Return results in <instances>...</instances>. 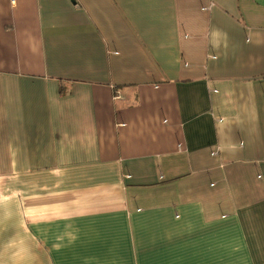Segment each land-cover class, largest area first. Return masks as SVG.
Masks as SVG:
<instances>
[{"label":"crops","instance_id":"0c3cea01","mask_svg":"<svg viewBox=\"0 0 264 264\" xmlns=\"http://www.w3.org/2000/svg\"><path fill=\"white\" fill-rule=\"evenodd\" d=\"M0 264H264V0H0Z\"/></svg>","mask_w":264,"mask_h":264}]
</instances>
